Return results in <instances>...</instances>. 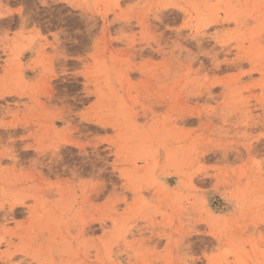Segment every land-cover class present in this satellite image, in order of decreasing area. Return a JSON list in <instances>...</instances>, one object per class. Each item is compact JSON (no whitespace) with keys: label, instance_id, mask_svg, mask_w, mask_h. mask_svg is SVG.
Here are the masks:
<instances>
[{"label":"rangeland","instance_id":"obj_1","mask_svg":"<svg viewBox=\"0 0 264 264\" xmlns=\"http://www.w3.org/2000/svg\"><path fill=\"white\" fill-rule=\"evenodd\" d=\"M0 264H264V0H0Z\"/></svg>","mask_w":264,"mask_h":264},{"label":"bare ground","instance_id":"obj_2","mask_svg":"<svg viewBox=\"0 0 264 264\" xmlns=\"http://www.w3.org/2000/svg\"><path fill=\"white\" fill-rule=\"evenodd\" d=\"M63 161V160H62ZM60 163V162H59ZM50 170V169H49ZM59 170V169H58ZM53 171V170H52ZM55 172V171H54ZM60 177V176H59Z\"/></svg>","mask_w":264,"mask_h":264}]
</instances>
